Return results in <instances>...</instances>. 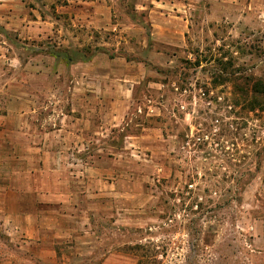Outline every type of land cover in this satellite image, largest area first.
<instances>
[{"label": "rangeland", "instance_id": "374dc122", "mask_svg": "<svg viewBox=\"0 0 264 264\" xmlns=\"http://www.w3.org/2000/svg\"><path fill=\"white\" fill-rule=\"evenodd\" d=\"M28 2L50 9L67 0ZM107 2L112 27L80 34L73 59L89 57L95 46L107 43L99 49L145 64L149 75L135 88L127 132L147 124L138 108L145 111L149 101L160 109L152 125L162 130L165 142L145 156H129L130 170L115 173L114 197L100 198L98 211L93 207L80 220L87 232L75 240L88 250L76 254L56 239L55 252H40L14 236L2 219L0 264H264V111L249 112L238 91L248 80L264 103V0H174L166 12L188 23L182 48L150 41L154 0ZM56 36L44 41L52 52L64 39L78 48L70 33L60 41ZM4 38L16 44L10 33ZM25 45L16 44L20 55L30 54L21 50ZM230 59L234 65L225 68ZM224 69L237 74L234 83ZM1 80L7 83L9 74ZM5 86L2 99L16 97ZM17 95L26 98L25 88ZM10 163L0 162V182L8 178L11 170L3 167ZM3 206L11 210L14 203ZM43 239L50 247L54 235Z\"/></svg>", "mask_w": 264, "mask_h": 264}, {"label": "crops", "instance_id": "0c3cea01", "mask_svg": "<svg viewBox=\"0 0 264 264\" xmlns=\"http://www.w3.org/2000/svg\"><path fill=\"white\" fill-rule=\"evenodd\" d=\"M28 1L0 0V79L10 76L7 83L0 81V162H11L3 170L12 172L0 182V220L40 252H55L53 245L61 239L64 249L80 255L89 249L75 240L80 231L87 232V223L80 220L98 211L100 198L114 197L115 173L130 170L129 156H145L165 142L162 130L152 125L160 109L149 101L145 111L138 108L147 124H136L135 132L128 133L135 88L149 75L146 65L99 49L107 43L95 46L86 62L64 60L78 54L80 34L112 27L107 0H67L64 6L40 10ZM154 5L150 41L182 48L188 23L166 12L174 0H154ZM48 10L61 16L53 18ZM6 33L16 44L27 42L21 50L30 54L20 55ZM64 33L72 35L78 48L65 39L57 52L44 44L54 35L60 41ZM23 57L27 62H21ZM6 84L16 97L2 99ZM21 88L26 98L17 95ZM9 200L11 210L3 206ZM48 233L54 235L50 247L43 239Z\"/></svg>", "mask_w": 264, "mask_h": 264}, {"label": "trees", "instance_id": "16d2710c", "mask_svg": "<svg viewBox=\"0 0 264 264\" xmlns=\"http://www.w3.org/2000/svg\"><path fill=\"white\" fill-rule=\"evenodd\" d=\"M88 57L81 54V56H79V58L77 60L71 58V57H65L64 60L67 62V63H72V62H86L88 61ZM195 67H199L200 66V62L198 60L195 61L194 63ZM234 65V61L230 59L229 62H226L225 63V68L226 66H233ZM224 71H226L224 74L226 75V80L227 81H230V82H233L237 80V74H232V72H228L226 69H224ZM228 77V78H227ZM247 81V82H246ZM244 83H247L245 84V88H242V89H238L239 91V94L241 95V99L243 101H247V103H244L247 105V107L249 108V112H252L253 109H255V107H260V109L262 111H264V103H260L259 102V91L257 89V87L255 86L254 83L250 84L248 80H246ZM250 84V85H249ZM263 95H264V92H263Z\"/></svg>", "mask_w": 264, "mask_h": 264}]
</instances>
